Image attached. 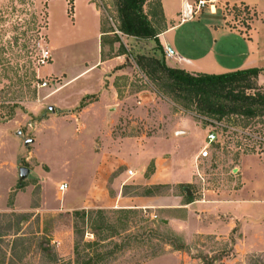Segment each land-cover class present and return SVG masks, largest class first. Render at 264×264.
<instances>
[{
  "label": "rangeland",
  "instance_id": "obj_1",
  "mask_svg": "<svg viewBox=\"0 0 264 264\" xmlns=\"http://www.w3.org/2000/svg\"><path fill=\"white\" fill-rule=\"evenodd\" d=\"M156 2L145 12L155 13ZM234 13L183 24L178 53L211 51L219 65H202L206 74L240 64L256 15L248 11L246 32ZM213 22L220 26L210 29ZM118 26L113 0H0V264H264V126L202 117L160 94L136 65L138 55L158 56L155 42ZM251 37L264 54V27ZM37 41L53 56L43 68ZM102 51L119 66L129 61L126 70H108L106 91L112 64ZM210 134L216 141L202 159ZM24 167L31 173L22 180ZM82 210H95L85 224L72 215ZM75 223L87 247L80 263Z\"/></svg>",
  "mask_w": 264,
  "mask_h": 264
},
{
  "label": "trees",
  "instance_id": "obj_2",
  "mask_svg": "<svg viewBox=\"0 0 264 264\" xmlns=\"http://www.w3.org/2000/svg\"><path fill=\"white\" fill-rule=\"evenodd\" d=\"M113 1L118 15L119 32L139 41L155 42L158 56L138 55L136 56V65L155 85L160 94L169 96L185 106L186 109L194 107L195 111L202 117L214 118L219 121L230 117H240L248 122H255L264 126V85H259L258 81L259 76L264 74V70L254 68L217 75L190 73L183 69L169 67L165 60L164 48L158 38L165 27L159 29L155 24V19L158 16L161 21L165 22L161 0H157V10L151 14L145 12V7L151 0ZM102 33L106 35L109 31H104L102 26ZM116 42H120L119 38L110 44ZM104 45L103 43L102 48ZM102 53L103 51L101 52L102 60L107 61ZM128 63L129 61L117 70L126 68ZM85 102V100L82 101L79 110L87 105ZM249 136L251 135L249 134ZM262 143L264 144V136H260L259 139V144ZM261 154H264L263 151ZM155 194L156 192H150L146 196ZM94 211H75L72 215L80 223L85 224L86 218H92ZM97 214L101 217L100 227L104 228L106 224L105 212L99 210ZM67 215H71L70 212ZM83 232L84 230L79 223H75V255L79 263L84 258L81 253L87 249V247L82 248L81 240L78 241L80 237H83ZM82 264H92V260L82 262Z\"/></svg>",
  "mask_w": 264,
  "mask_h": 264
},
{
  "label": "crops",
  "instance_id": "obj_3",
  "mask_svg": "<svg viewBox=\"0 0 264 264\" xmlns=\"http://www.w3.org/2000/svg\"><path fill=\"white\" fill-rule=\"evenodd\" d=\"M184 1L187 0H161V5H162V10H163V14H164V18H165V28L161 31L160 35H159V41L160 44L162 45L163 48L165 47H169L178 57V58H172V59H168L167 60V65L169 67L172 68H178V69H183L186 70L190 73H205L206 71L202 70V65L206 64V63H210L214 62L213 65L218 66L217 62L214 61L212 59L213 55L211 51H208L207 53H205V55L201 58L198 57L196 59H192L189 58L188 56H184L182 57L177 49L179 47V43L177 40V32L178 29L183 26V24L185 23H179V24H173L174 21L179 18L180 13L182 11V4ZM224 4H229L231 6L236 5V6H246L247 8H249V10H252L253 12V16L256 17V19L254 20V23L252 24V29L251 31H249V36L247 34L248 37V42L249 44H251V46H249V54L246 56V58H244L242 60V62L240 64H238L235 67H222L221 71H218L219 73H209V74H226V73H230V72H235V71H239V70H248V69H260V70H264V66H261V56H263L264 58V54L261 53L260 55H258L257 52H255V50H257L258 52H260V47L258 46L257 48H253L256 47V45L253 44L254 39H252L251 35H253L258 29H261L264 27V0H221L220 5L218 6V13H220V8L224 5ZM255 12V14H254ZM97 13L99 14V11L97 10ZM217 13V14H218ZM217 14H213L210 11H206L205 13H203V16L205 15L206 17H216ZM100 15V14H99ZM192 21V20H191ZM214 23V24H213ZM213 23H208V26L210 29L218 28V23L213 22ZM254 49V50H253ZM262 58V59H263ZM117 59H108L105 64H112L107 68V74H105V79H104V83H103V90H107V89H112V85H110L108 83V80L111 77V73L108 72L109 69H111V67L114 65L115 68L117 70V68L122 67L124 64H122L121 66H119V64H117ZM169 61H175L178 64L177 65H171L169 64ZM105 61H103L104 63ZM116 63V64H115ZM189 68H193V69H189ZM127 68H122V69H118L119 71L122 70H126ZM206 74V73H205ZM208 74V73H207ZM259 85L263 86L264 85V75L261 74L259 76ZM93 95H87L85 98L91 97L92 98ZM101 97H104V92H102ZM95 100V99H94ZM96 101V100H95ZM91 102L90 104L92 106H95L93 103L95 102ZM89 104V105H90ZM92 108H89L87 110H90ZM110 108H108L109 110ZM84 110V109H83ZM81 110V112L83 111ZM80 113V112H79ZM97 176L100 174H96ZM96 176V177H97ZM119 181H117V183L115 184V186L119 185ZM121 191L120 193L118 192L119 197H117L116 199H114L113 201H115V203H119V200L121 199L120 197ZM89 200V198H88ZM150 205L146 206L145 208L147 209H151L153 208L154 204L152 202H149Z\"/></svg>",
  "mask_w": 264,
  "mask_h": 264
},
{
  "label": "built area",
  "instance_id": "obj_4",
  "mask_svg": "<svg viewBox=\"0 0 264 264\" xmlns=\"http://www.w3.org/2000/svg\"><path fill=\"white\" fill-rule=\"evenodd\" d=\"M220 3H221V0H187V1H184L182 4V11L180 13V22L185 23V22L194 20V19L198 18L201 14H203L205 11H210L213 14H217L218 13V6L220 5ZM220 9L224 10V12H226V13L235 12L234 14L239 15L237 17H234L232 15L233 16L232 19H233L234 23H241L242 22V25H244L245 28L244 29L240 28L241 31H246V32L248 31L247 26H250V21H251L248 17H251V16L247 15L249 9L246 6H236V5L231 6L229 4H224ZM236 9H241V11L243 12L242 17H240L241 12L236 10ZM225 17H227L228 22L231 20V18H229L228 16H225ZM38 51H39V56H37L35 58V61L37 62L38 66H41L43 68L44 66H47L48 64H50L53 61V56H52L51 52L43 49V47H42L41 43H39V41H37L35 46H34V54H36ZM164 52H165V58H167V59H172V58H178L179 59V57L169 47H165ZM47 86H48V81H45V82H43L41 87H47ZM215 141H216V136L214 134H210L208 136V145H207V147L204 148V150L200 154V157H202V159H205L208 157V155H209L208 148ZM128 175L130 177H133L134 172L129 171ZM68 188L69 187L67 184H61L59 186V191L61 193H65L68 191Z\"/></svg>",
  "mask_w": 264,
  "mask_h": 264
},
{
  "label": "water",
  "instance_id": "obj_5",
  "mask_svg": "<svg viewBox=\"0 0 264 264\" xmlns=\"http://www.w3.org/2000/svg\"><path fill=\"white\" fill-rule=\"evenodd\" d=\"M47 110H48L49 112H51L52 114H56V113H57V110H56L53 106H48V107H47ZM17 136H22V132L19 131V132L17 133ZM33 142H34L33 140H27V141L25 142V146H26V147H29L30 144H32ZM30 173H31V170H30L29 168H26V167L21 168V169H20V178H21L22 180H25V179L29 176ZM187 195H188L189 197L192 196V194H191V192H190L189 190H187Z\"/></svg>",
  "mask_w": 264,
  "mask_h": 264
}]
</instances>
